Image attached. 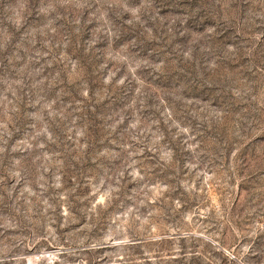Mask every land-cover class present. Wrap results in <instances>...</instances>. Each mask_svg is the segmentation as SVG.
Masks as SVG:
<instances>
[{
	"label": "rangeland",
	"instance_id": "1",
	"mask_svg": "<svg viewBox=\"0 0 264 264\" xmlns=\"http://www.w3.org/2000/svg\"><path fill=\"white\" fill-rule=\"evenodd\" d=\"M0 264H264V0H0Z\"/></svg>",
	"mask_w": 264,
	"mask_h": 264
}]
</instances>
